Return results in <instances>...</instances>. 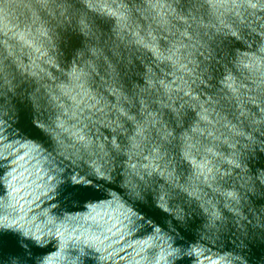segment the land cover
Listing matches in <instances>:
<instances>
[{
	"label": "water",
	"instance_id": "obj_1",
	"mask_svg": "<svg viewBox=\"0 0 264 264\" xmlns=\"http://www.w3.org/2000/svg\"><path fill=\"white\" fill-rule=\"evenodd\" d=\"M0 264H264V0H0Z\"/></svg>",
	"mask_w": 264,
	"mask_h": 264
}]
</instances>
